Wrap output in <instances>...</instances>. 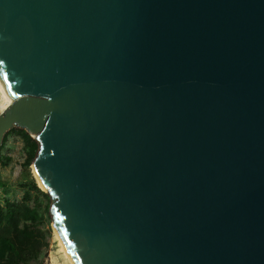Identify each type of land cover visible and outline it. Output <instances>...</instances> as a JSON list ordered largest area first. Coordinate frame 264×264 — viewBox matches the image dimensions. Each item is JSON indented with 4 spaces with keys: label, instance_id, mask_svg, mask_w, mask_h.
Segmentation results:
<instances>
[{
    "label": "water",
    "instance_id": "1",
    "mask_svg": "<svg viewBox=\"0 0 264 264\" xmlns=\"http://www.w3.org/2000/svg\"><path fill=\"white\" fill-rule=\"evenodd\" d=\"M0 81L75 264H264V0H0Z\"/></svg>",
    "mask_w": 264,
    "mask_h": 264
},
{
    "label": "trees",
    "instance_id": "2",
    "mask_svg": "<svg viewBox=\"0 0 264 264\" xmlns=\"http://www.w3.org/2000/svg\"><path fill=\"white\" fill-rule=\"evenodd\" d=\"M27 149L26 166L35 160L39 144L25 130L12 129L5 135L0 157V188H6L3 169L9 166L11 158L4 154L9 137L16 134ZM35 175V174H34ZM20 200L5 197L0 202V264H43L49 250L51 232L45 234L39 229L44 221L43 208L51 221V199L35 179L27 185ZM7 192V189H4Z\"/></svg>",
    "mask_w": 264,
    "mask_h": 264
},
{
    "label": "rangeland",
    "instance_id": "3",
    "mask_svg": "<svg viewBox=\"0 0 264 264\" xmlns=\"http://www.w3.org/2000/svg\"><path fill=\"white\" fill-rule=\"evenodd\" d=\"M0 105L2 106V112L8 107L7 102L5 100V96L1 93V91ZM15 129L16 131L23 130L19 128ZM4 154L6 156H9L12 160L9 166L4 168L2 171V173L4 174L3 181L6 183V188H0V202L2 203L5 197H8L12 201L20 200L26 188L24 187V185L29 184L33 179H35L37 182V179L33 172L34 161L31 163L30 166H26V159L28 155L27 149L21 138L17 135V133L12 134L9 137V141L7 142L6 148L4 149ZM4 189H7V192H5ZM43 216L44 221L39 224V229L44 234L48 230H50L51 232V237L49 239V250L43 264H51V259H53L51 257L54 256H56V260H59V264H71L62 249L59 239L56 236L52 224V219L49 223L47 221L48 215L45 212L44 208Z\"/></svg>",
    "mask_w": 264,
    "mask_h": 264
},
{
    "label": "bare ground",
    "instance_id": "4",
    "mask_svg": "<svg viewBox=\"0 0 264 264\" xmlns=\"http://www.w3.org/2000/svg\"><path fill=\"white\" fill-rule=\"evenodd\" d=\"M0 91H1V93L5 96V100H6V102H7L8 107H9V106L13 103V100L9 97V95H8L7 91L5 90V88L3 87L1 81H0ZM1 107H2V106L0 105V111H1V113H2V108H1ZM8 107H7V108H8ZM7 108H6V109H7ZM6 109H5V110H6ZM5 110H4V111H5ZM4 111H3V112H4ZM33 137L36 138L37 135H35V136H33ZM33 172H34L35 177H36L37 181L39 182L40 186H42V185H41V182H40V180H39V178H38V176H37V172H36L35 166H33ZM54 230H55V233H56L57 238L59 239V241H60V243H61L62 249H63V251L65 252L66 257L68 258V260L70 261L71 264H75V263L73 262V260L71 259L70 255L68 254V252H67L65 246L63 245V242L61 241L58 232L56 231V229H54ZM51 258H53V259H51ZM51 258H50V259H51V264H59V262H58L59 260H56V259H55L56 256L51 257Z\"/></svg>",
    "mask_w": 264,
    "mask_h": 264
}]
</instances>
